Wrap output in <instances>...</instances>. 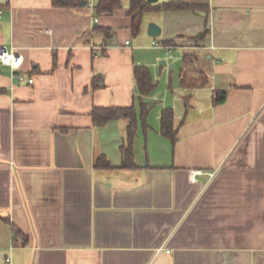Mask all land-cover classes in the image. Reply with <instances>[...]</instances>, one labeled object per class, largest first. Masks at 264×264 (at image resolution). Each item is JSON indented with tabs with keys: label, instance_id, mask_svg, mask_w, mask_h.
Wrapping results in <instances>:
<instances>
[{
	"label": "crops",
	"instance_id": "crops-1",
	"mask_svg": "<svg viewBox=\"0 0 264 264\" xmlns=\"http://www.w3.org/2000/svg\"><path fill=\"white\" fill-rule=\"evenodd\" d=\"M186 1L208 10L146 11L133 34L130 0L101 14L98 0H0V45L35 79L1 66L0 264H264V0ZM185 53L207 84L181 85ZM137 64L156 86L123 167L128 119L96 125L91 111L139 112ZM164 107L175 143L160 132ZM192 170L217 173L192 182Z\"/></svg>",
	"mask_w": 264,
	"mask_h": 264
},
{
	"label": "trees",
	"instance_id": "trees-1",
	"mask_svg": "<svg viewBox=\"0 0 264 264\" xmlns=\"http://www.w3.org/2000/svg\"><path fill=\"white\" fill-rule=\"evenodd\" d=\"M82 1L88 3V0H53V5L60 7H75L82 4ZM122 5V0H98L94 5L95 12L101 14L104 12H112L116 8ZM164 11V10H194V11H206L208 10V4L199 2H190L186 0H167L157 1L150 3L147 0H130L129 14L131 16V30L133 34H138L141 30V24L143 15L146 11ZM98 30L104 32L107 37L113 36V31L110 27L96 26ZM209 33V29L205 28L193 39L198 41L204 39ZM165 46H172L173 40H165L163 43ZM196 56L192 53H185L183 56L184 66L181 69V85L183 87L194 88L199 85H205L208 83V78L203 72L194 75L190 72L189 67L193 65ZM56 66V59L54 61ZM134 77L138 89V104L139 112L135 103L129 106H95L91 115L96 125H104L105 123L118 119L120 117H126L128 119L127 125V138L123 144V149L126 153L125 160L122 164L123 167H133L134 163V139L138 127V118L141 119L143 127L147 128V114L148 103L145 101L146 95H148L156 86L153 81L152 74L149 66L143 64H137L134 67ZM93 86L95 88L101 86L94 78ZM225 94H219L215 98V103L223 101ZM161 123L160 132L173 141L177 140V127L175 125V111L172 107H164L161 111ZM96 166L98 167H110V161L105 155H100L96 160ZM15 236H21L22 232L12 226ZM15 237V238H16Z\"/></svg>",
	"mask_w": 264,
	"mask_h": 264
},
{
	"label": "built area",
	"instance_id": "built-area-1",
	"mask_svg": "<svg viewBox=\"0 0 264 264\" xmlns=\"http://www.w3.org/2000/svg\"><path fill=\"white\" fill-rule=\"evenodd\" d=\"M213 1V0H210ZM97 20V18H96ZM129 41H126V44H128ZM154 44L160 45L159 42L156 40L153 41ZM168 51L172 50V46H165ZM23 63H24V58L21 54L15 53L13 51H10L6 48V46L0 45V65L1 66H7L10 68L13 77L17 79V81L21 82H26L28 84L34 83V77L32 74H29L28 72L24 71L23 69ZM208 173L210 178H213L217 170L210 171V172H204L202 170H192L190 172V180L192 182H196L198 175ZM167 252H170L169 249H167Z\"/></svg>",
	"mask_w": 264,
	"mask_h": 264
},
{
	"label": "water",
	"instance_id": "water-1",
	"mask_svg": "<svg viewBox=\"0 0 264 264\" xmlns=\"http://www.w3.org/2000/svg\"><path fill=\"white\" fill-rule=\"evenodd\" d=\"M147 1L150 2V3H155V2H157V1H159V0H147ZM82 4H85V2L82 1ZM202 13H203V12H202ZM204 14H205V13H204ZM148 33H149V35L154 36V37L160 35V34H161V26H159V25H158L157 23H155V22H151V23H149V26H148ZM114 42H116V41H115V38H114ZM163 63L165 64L166 62L163 61ZM0 71H3L1 65H0Z\"/></svg>",
	"mask_w": 264,
	"mask_h": 264
},
{
	"label": "rangeland",
	"instance_id": "rangeland-1",
	"mask_svg": "<svg viewBox=\"0 0 264 264\" xmlns=\"http://www.w3.org/2000/svg\"><path fill=\"white\" fill-rule=\"evenodd\" d=\"M4 69H6V68H4Z\"/></svg>",
	"mask_w": 264,
	"mask_h": 264
}]
</instances>
